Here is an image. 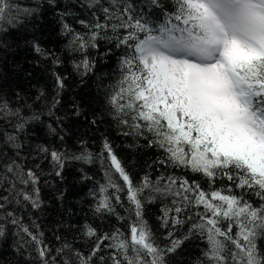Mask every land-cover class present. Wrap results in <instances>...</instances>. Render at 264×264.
<instances>
[{"label":"snow or ice","instance_id":"obj_1","mask_svg":"<svg viewBox=\"0 0 264 264\" xmlns=\"http://www.w3.org/2000/svg\"><path fill=\"white\" fill-rule=\"evenodd\" d=\"M21 50L28 83L0 73V264H264V0H0V65ZM85 86L89 102L65 103ZM71 118L110 121L129 150L157 155L140 174L107 135L95 152L70 146ZM70 163L99 166L81 180L94 181L92 215L116 225L69 223ZM42 184L69 218L52 239Z\"/></svg>","mask_w":264,"mask_h":264},{"label":"trees","instance_id":"obj_2","mask_svg":"<svg viewBox=\"0 0 264 264\" xmlns=\"http://www.w3.org/2000/svg\"><path fill=\"white\" fill-rule=\"evenodd\" d=\"M158 11V10H157ZM42 31L45 33H48L51 35V25H45L42 26ZM48 36H45V40L47 41ZM58 38L55 36H52V41L55 43L57 42ZM105 46L101 45V50H103ZM26 54L24 51H20L14 56H10L6 64L0 65V73H2L6 79L3 81V83H6L8 85H11L15 87L17 84H19L21 87L25 86L27 81L23 80L22 73L13 65L14 64H20L23 65L24 69L30 70V65L25 63ZM115 66V57H112L107 60L106 64H102L101 67L104 71H109ZM32 84L39 83L41 86L44 83V78L42 76L37 77L36 80L31 81ZM70 83H72L70 81ZM72 92H76L79 94V98L83 99L86 103L91 100L93 96V90L85 86L84 88H77L74 87L71 92L66 94L65 96V103H68V95H71ZM110 121H106L105 123L101 124L100 130L96 131L95 129H90L85 126V124L82 121H76L75 118H71L66 127L70 128L71 131L68 134V140L67 143L70 146H75V141L78 137H84L86 140H88L89 147L95 152L98 151L100 148V138L102 135H107L109 139L112 141L113 146L116 149V152L122 159H129L131 158L136 164L137 167L134 169V172L140 173L143 166L152 160L155 159L157 153L154 149H148V148H141L138 150H129L126 145L131 142V138H125L121 135H118L117 130L113 127H110ZM141 143H144L141 141ZM44 167L47 169L48 165L47 163L44 164ZM83 168L84 171H86L89 175H92L95 180H100L102 173L99 170L98 165H81L79 163H70L66 170H65V177L66 180L64 182V187L68 189L65 200H64V207L65 208H71L73 210L74 215L70 218L67 216H62L61 209L59 208V205L55 200L52 199L53 197V189L47 186H44L42 184V196L46 202V205L50 203V207L46 206L44 213L40 216V223L44 227V231L49 239H52L51 233H50V227H55V224L57 221L61 219L69 220V223L75 224L79 226L81 223H83L86 219L89 223H91L93 226L98 227L100 231H106L108 230L112 225H116L117 221L115 217H108L106 219H97L92 215L91 212V204L92 200L89 197L88 193L89 190L93 187L94 181H82L81 180V172L80 169ZM156 173H153L155 175ZM179 174V173H177ZM189 178L191 177V174L188 173ZM196 179H199L196 177ZM205 186L206 182L201 181ZM219 183V182H218ZM160 203H156L154 205H150L146 212V217L150 221V223L153 225L154 228L158 226V221L156 217L160 215ZM118 211L121 212V214L126 215L124 213L123 209H120L118 207ZM187 226H185L186 228ZM67 232V229L64 230ZM75 231V230H73ZM197 241H189L186 242L184 247V259L189 260L190 258L194 257L198 249L196 247ZM87 250V249H85ZM11 259V257H9Z\"/></svg>","mask_w":264,"mask_h":264}]
</instances>
